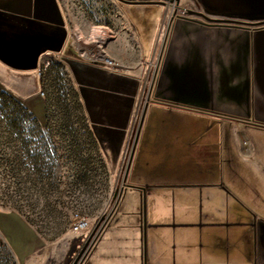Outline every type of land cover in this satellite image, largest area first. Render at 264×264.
<instances>
[{"label": "crops", "instance_id": "crops-1", "mask_svg": "<svg viewBox=\"0 0 264 264\" xmlns=\"http://www.w3.org/2000/svg\"><path fill=\"white\" fill-rule=\"evenodd\" d=\"M146 4L161 7L165 32L168 10ZM123 10L121 54L110 52L126 64L77 63L88 124L113 173L127 163L157 70L123 188L133 197L119 198L89 248L95 229L86 236L76 264H264V23L177 17L150 71L157 47L144 58L139 25ZM54 22L52 0H0V87L25 105L40 95L25 62L52 52L63 28ZM0 212L18 264H69L23 216Z\"/></svg>", "mask_w": 264, "mask_h": 264}, {"label": "rangeland", "instance_id": "rangeland-1", "mask_svg": "<svg viewBox=\"0 0 264 264\" xmlns=\"http://www.w3.org/2000/svg\"><path fill=\"white\" fill-rule=\"evenodd\" d=\"M52 4L58 21L52 24L63 28L52 34L51 53L37 50L34 60L25 62L36 64L37 70L46 61L50 65L40 76L35 74L40 95L31 105L22 102L38 120L46 119L45 124L38 123L21 105L0 93V211L23 216L42 245L57 249L70 258L69 264H76L83 254L86 236L98 229L113 207L126 163L123 161L113 173L93 138L81 101L77 63L98 65L81 56L77 34L86 39L93 27H102L109 35L105 55L120 63L113 70L126 64L110 52L113 49L121 54L123 4L115 0H52ZM181 6L194 8L189 0H183ZM140 7L145 10L142 14ZM123 12L130 23L139 25L136 32L146 53L144 58L150 60L157 47L149 66L151 71L164 33L162 9L151 4H124ZM67 39L70 49L61 56ZM66 57L76 62H68ZM132 197L123 190L119 205ZM74 212L88 220V228L81 233L70 229ZM3 217L0 212V264H18ZM29 231L24 233L27 241L31 239Z\"/></svg>", "mask_w": 264, "mask_h": 264}, {"label": "water", "instance_id": "water-1", "mask_svg": "<svg viewBox=\"0 0 264 264\" xmlns=\"http://www.w3.org/2000/svg\"><path fill=\"white\" fill-rule=\"evenodd\" d=\"M125 3H161L163 5H166L167 3H172L174 0H120ZM178 2L179 0H175ZM197 4L204 9V13H201L202 16H204L207 20H213L209 18L207 15H213V16H220L223 18V21L227 22H236V21H244L246 23H251V24H263L264 23V0H196ZM164 42L161 43V48L159 54L161 55V52L163 50ZM37 56V54H36ZM159 60V56H158ZM34 67L36 64L33 65ZM156 70H154V73L151 78V83L150 87L147 91L146 94V99L140 114L139 122H138V127L135 133V137L133 139V143L130 149L129 157L125 166L123 178H122V184L119 187V193L118 196L116 197V200L113 204L112 209L108 213L106 217H104L101 226L94 232L93 238L91 242L88 245V248L91 247V245L94 243L96 238L98 237L102 227L112 214L113 210L115 209L119 198H120V193L125 187V180L127 176V172L132 160L133 152L135 149V145L137 142L139 130L142 124V120L145 114V110L147 107V102L150 98V93H151V87L153 84V80L155 78ZM129 116V115H128ZM128 121V118H127ZM126 125L123 126L125 128ZM143 190V189H142ZM144 206V202H143ZM83 260V256L81 258Z\"/></svg>", "mask_w": 264, "mask_h": 264}, {"label": "flooded vegetation", "instance_id": "flooded-vegetation-1", "mask_svg": "<svg viewBox=\"0 0 264 264\" xmlns=\"http://www.w3.org/2000/svg\"><path fill=\"white\" fill-rule=\"evenodd\" d=\"M116 2L120 3V4H133V3H125L123 1L120 0H115ZM183 0H179L178 2H176L175 0L170 4L167 3L166 5H163L161 3H155V4H160L163 7H165L168 10V13L170 14L167 18V27L165 32L163 33V36L161 38V43L164 42L165 45V40L168 36V31H169V25L171 24L172 20H174L177 17H196L198 19H200L202 22L205 23H210L213 25H222L225 23H232V22H227V21H223V18L220 16H213V15H207L209 18L213 19V20H207L204 16H202L201 13H204V9L202 7H200L196 0H189L191 1V3H193L194 8L191 9L190 7L186 8V13L185 14H180L179 10L182 9L181 3ZM134 4H142V3H134ZM144 4V3H143ZM235 22V21H234ZM246 23L244 21H236L235 23ZM251 24V23H249ZM164 47V46H163Z\"/></svg>", "mask_w": 264, "mask_h": 264}, {"label": "bare ground", "instance_id": "bare-ground-1", "mask_svg": "<svg viewBox=\"0 0 264 264\" xmlns=\"http://www.w3.org/2000/svg\"><path fill=\"white\" fill-rule=\"evenodd\" d=\"M78 48L82 56L86 58H103L112 62L113 60L105 55V41L109 37L102 27H93L92 33L88 38L77 34Z\"/></svg>", "mask_w": 264, "mask_h": 264}, {"label": "built area", "instance_id": "built-area-1", "mask_svg": "<svg viewBox=\"0 0 264 264\" xmlns=\"http://www.w3.org/2000/svg\"><path fill=\"white\" fill-rule=\"evenodd\" d=\"M186 8L187 7H183L181 10H179V13L185 14ZM87 59L94 60L98 66H101L106 69H113L120 65V63L118 62H110L109 60L106 59H101V60H97L96 58H87ZM49 65H50L49 61H46L45 63L41 64L37 70V74L40 76L48 68ZM87 228H88L87 218L79 212H74L70 220L71 231L74 233H81L85 231Z\"/></svg>", "mask_w": 264, "mask_h": 264}, {"label": "trees", "instance_id": "trees-1", "mask_svg": "<svg viewBox=\"0 0 264 264\" xmlns=\"http://www.w3.org/2000/svg\"><path fill=\"white\" fill-rule=\"evenodd\" d=\"M0 93L2 94V96H7L8 98H10L11 100H13L14 102H16L17 104L21 105L25 110L28 111V108H26L25 106H23V104L18 100L16 99L14 96H12L11 94H9L8 92H6L5 90H3L1 87H0ZM34 118L35 120H37L38 122V119L33 115V113H31L30 111H28ZM47 118V117H46ZM39 123V122H38Z\"/></svg>", "mask_w": 264, "mask_h": 264}]
</instances>
